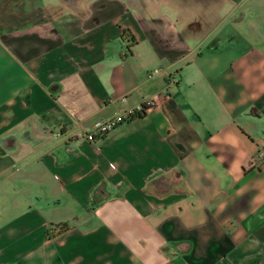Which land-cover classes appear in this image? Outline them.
<instances>
[{"label": "crops", "instance_id": "1", "mask_svg": "<svg viewBox=\"0 0 264 264\" xmlns=\"http://www.w3.org/2000/svg\"><path fill=\"white\" fill-rule=\"evenodd\" d=\"M262 147L264 0H0V264H264Z\"/></svg>", "mask_w": 264, "mask_h": 264}, {"label": "built area", "instance_id": "2", "mask_svg": "<svg viewBox=\"0 0 264 264\" xmlns=\"http://www.w3.org/2000/svg\"><path fill=\"white\" fill-rule=\"evenodd\" d=\"M162 71L161 67L154 68L150 75L153 76ZM171 82L175 81L174 76H171ZM152 103L151 99H146L138 105L136 108H127L120 110L118 113L96 120L89 130L83 132V136L91 142L97 141L99 138L106 135L113 128L119 124L131 119L137 112H140L146 108L147 105ZM258 156L264 158V147L258 151Z\"/></svg>", "mask_w": 264, "mask_h": 264}, {"label": "trees", "instance_id": "3", "mask_svg": "<svg viewBox=\"0 0 264 264\" xmlns=\"http://www.w3.org/2000/svg\"><path fill=\"white\" fill-rule=\"evenodd\" d=\"M125 33L127 34V31H125ZM68 228H69V225L67 223H63L62 225H60L59 232L67 230ZM50 233L54 235L56 231L52 232L50 229Z\"/></svg>", "mask_w": 264, "mask_h": 264}]
</instances>
